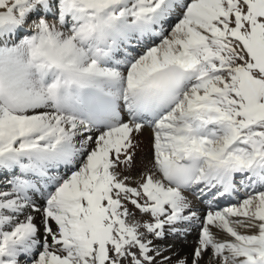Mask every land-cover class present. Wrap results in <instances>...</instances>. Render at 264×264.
<instances>
[{
	"label": "snow or ice",
	"instance_id": "1",
	"mask_svg": "<svg viewBox=\"0 0 264 264\" xmlns=\"http://www.w3.org/2000/svg\"><path fill=\"white\" fill-rule=\"evenodd\" d=\"M0 264H264V0H0Z\"/></svg>",
	"mask_w": 264,
	"mask_h": 264
},
{
	"label": "bare ground",
	"instance_id": "2",
	"mask_svg": "<svg viewBox=\"0 0 264 264\" xmlns=\"http://www.w3.org/2000/svg\"><path fill=\"white\" fill-rule=\"evenodd\" d=\"M141 144L137 150V162L132 169V175L136 176L144 167L145 164L151 159V130L145 129L142 135L139 137ZM195 199V198H193ZM206 200V199H205ZM196 206L203 208L205 203H201L200 200H195ZM203 215V213H200ZM198 234L188 235L184 238V241L181 240H166L158 241L161 245L167 247L171 246L170 254L175 258V256H186L191 253L192 249L195 247Z\"/></svg>",
	"mask_w": 264,
	"mask_h": 264
}]
</instances>
